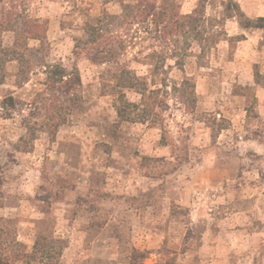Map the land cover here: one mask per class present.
<instances>
[{"label": "rangeland", "instance_id": "1", "mask_svg": "<svg viewBox=\"0 0 264 264\" xmlns=\"http://www.w3.org/2000/svg\"><path fill=\"white\" fill-rule=\"evenodd\" d=\"M263 23L264 0H0V257L264 264V215L235 214L264 207Z\"/></svg>", "mask_w": 264, "mask_h": 264}, {"label": "crops", "instance_id": "2", "mask_svg": "<svg viewBox=\"0 0 264 264\" xmlns=\"http://www.w3.org/2000/svg\"><path fill=\"white\" fill-rule=\"evenodd\" d=\"M259 90H261V89L259 88ZM257 110L259 112V114H258L260 116L259 118H262V120L264 121V98L262 100L261 99H258ZM224 130H226L227 132H231L232 131V129H230V128H227V129L224 128L223 131ZM247 146H249V148H251L254 153H257L258 155H260V156H262L264 158V143H261L256 138H251V139H249L247 141ZM228 158L231 159V160L234 159L233 156H228ZM228 158L225 159V161L221 160L219 162H221V163H229V161H228L229 159ZM252 162L256 163V161H254V160H252ZM257 162H259V161H257ZM249 166H250V164H249ZM252 177H254V176H252V174L250 172L249 176L248 177L247 176H244L243 179L246 181L247 178H250L251 179ZM221 198H222V196H221ZM258 200H260V199L259 198H255V201L252 204V205H254V208L256 207L257 203L259 202ZM235 214L237 216H241V215L244 214L246 217H251L252 215H254V216H260V215H264V207H262V208L259 207L257 209H253V210L252 209H249L247 212L240 210V211H236ZM259 219L262 220L261 221V224H262L261 225V228H259V230H257V232H253L250 235H254V234H257V233L258 234H264V219L262 217H260ZM233 227L234 228L232 229V231H233V234H235V235L236 234H239V232L242 231V229L238 225H236V224H234ZM220 247H221L220 244H217V243L213 245V248H216L217 250H219ZM250 260H251V258L248 255L247 258H245V263L250 262ZM254 263H255V261H254Z\"/></svg>", "mask_w": 264, "mask_h": 264}, {"label": "trees", "instance_id": "3", "mask_svg": "<svg viewBox=\"0 0 264 264\" xmlns=\"http://www.w3.org/2000/svg\"><path fill=\"white\" fill-rule=\"evenodd\" d=\"M263 18V17H262ZM248 27V26H247ZM250 27V26H249ZM257 27H259V28H264V23L263 24H259V25H257ZM55 70H54V74L56 75V76H58L59 78H60V80L62 81L63 80V78L64 77H66V75L64 76V75H62V73H63V70L64 71H66L65 69H63V68H60V67H58V66H55ZM57 80V79H56ZM81 83V77H80V75H78L77 76V84L79 85ZM54 85V84H53ZM55 86V85H54ZM120 112V115L122 114L121 113V111H119ZM121 116H124V115H121ZM136 255V257H135V259L136 258H139L140 260L142 259L143 260V258L144 257H146L143 253H140L139 255H137V254H135ZM0 264H10V262L7 260V259H5V258H2V257H0ZM135 264H137V262L135 263ZM139 264H142L141 262H139Z\"/></svg>", "mask_w": 264, "mask_h": 264}]
</instances>
